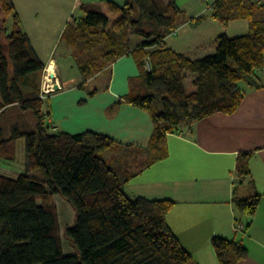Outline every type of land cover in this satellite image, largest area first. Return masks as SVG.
Segmentation results:
<instances>
[{"label": "trees", "instance_id": "trees-1", "mask_svg": "<svg viewBox=\"0 0 264 264\" xmlns=\"http://www.w3.org/2000/svg\"><path fill=\"white\" fill-rule=\"evenodd\" d=\"M0 114L12 105L36 119L34 128H13L0 139V157L14 161L24 140L25 172L0 174V264H199L184 248L167 222L170 199L129 196L123 185L132 178L129 150L107 158L121 145L110 137L85 131H49L45 98L39 80L46 68L23 29L12 0H0ZM212 17L222 26L248 20L246 34L220 35L215 51L201 58L175 52L164 40L175 33L183 11L177 0H111L81 3L61 35L84 76L132 53L139 76L131 80L124 101L147 110L154 123L143 169L169 154L167 137L189 131L216 112L233 113L247 90L264 87V9L249 0H215ZM200 20L201 17H198ZM149 64L150 68H147ZM191 74L195 89L187 92ZM123 100H119L120 103ZM128 148V146L126 147ZM251 152L237 159L239 182L250 175ZM41 170L43 177L35 175ZM66 199L75 220L61 233L54 196ZM262 194L233 196L244 233L257 212ZM62 237L76 249L65 253ZM211 246L219 264H236L248 255L241 239L214 236Z\"/></svg>", "mask_w": 264, "mask_h": 264}, {"label": "crops", "instance_id": "crops-1", "mask_svg": "<svg viewBox=\"0 0 264 264\" xmlns=\"http://www.w3.org/2000/svg\"><path fill=\"white\" fill-rule=\"evenodd\" d=\"M89 1L96 0H12L36 53L46 68L53 64L54 83L59 88L45 97L49 131L100 133L120 144L123 153H131L145 148L154 130L150 113L123 99L130 92L131 80L140 74L134 56L123 55L107 62L101 71L84 76L61 41L70 16ZM111 1L123 5L127 0ZM249 1L264 9V0ZM214 2L177 0L184 15L164 43L175 52L201 58L215 51L220 35L236 37L248 32L244 18L222 26L212 17ZM260 78L264 84V69ZM167 148L166 158L141 170L137 158L131 157L133 176L124 183L125 192L132 197L174 201L167 222L197 263L219 264L211 238L221 236L241 239L246 247L247 257L236 264H264V87L248 89L233 113L216 112L197 121L190 131L181 128L179 133L169 134ZM117 150L104 155L115 157ZM242 152L252 153L250 175L239 182L236 166ZM19 159L24 162L17 146L15 160ZM254 191L262 194L257 212L251 225L239 234L232 198L250 196Z\"/></svg>", "mask_w": 264, "mask_h": 264}, {"label": "rangeland", "instance_id": "rangeland-1", "mask_svg": "<svg viewBox=\"0 0 264 264\" xmlns=\"http://www.w3.org/2000/svg\"><path fill=\"white\" fill-rule=\"evenodd\" d=\"M2 18H4V14L1 10V5H0V26H1V21ZM47 70L49 71L48 67ZM45 71V70H44ZM54 72V71H53ZM46 73L43 72V75L41 76L40 80H39V84L42 88V85L44 84V74ZM55 73V72H54ZM52 85L54 86V79L52 77ZM194 77L189 74L188 78L185 81V86H186V90L187 92H191L195 89L192 81H193ZM4 112H2L0 114V139L3 138H8L11 136L12 134V130L13 128L17 127L18 129L24 130L26 129V127H28L29 129L34 128L35 124H36V119L35 116L33 115V113L31 111H26L25 113H23V111L19 108L18 105H12L9 108L3 110ZM24 140L21 139L18 142V157H22V160L24 158ZM117 152L120 154L122 153L121 149H118ZM99 154H101L102 156L105 154V152H99ZM130 156H135L137 158V164L138 162L141 160V158H143V153L139 152L138 150H134L133 152L130 153ZM139 160V161H138ZM24 161V160H23ZM26 171V167L24 162L22 163V161L19 160H14V161H9V160H5L2 159L0 157V174L4 173L7 174L9 176H16L18 173L20 172H25ZM35 175H38L39 177H43L44 174L42 173L41 170H37L34 171ZM54 202L57 205L58 208V213H59V220H60V226H61V233L62 235L64 234V229L67 225H72L74 223L75 220V210L74 208L71 206V204L64 199L62 196L60 195H55L54 196ZM242 232H239V234ZM62 241H63V249L65 253H73L76 252V249L74 247H72L68 240L64 237H62Z\"/></svg>", "mask_w": 264, "mask_h": 264}, {"label": "built area", "instance_id": "built-area-1", "mask_svg": "<svg viewBox=\"0 0 264 264\" xmlns=\"http://www.w3.org/2000/svg\"><path fill=\"white\" fill-rule=\"evenodd\" d=\"M147 68H150L149 64H147ZM46 73L44 74L43 80H44V84L42 85L41 88V92H40V97L41 98H45L46 95L53 90V85H52V77L50 76V71L47 70V68H45ZM44 71V72H45ZM244 228V224L243 223H238L237 225H235V230L237 231H242Z\"/></svg>", "mask_w": 264, "mask_h": 264}, {"label": "water", "instance_id": "water-1", "mask_svg": "<svg viewBox=\"0 0 264 264\" xmlns=\"http://www.w3.org/2000/svg\"><path fill=\"white\" fill-rule=\"evenodd\" d=\"M50 76L53 77V78H55V73L52 71V72L50 73ZM58 88H59L58 84L55 83L54 86H53V90H56V89H58Z\"/></svg>", "mask_w": 264, "mask_h": 264}, {"label": "bare ground", "instance_id": "bare-ground-1", "mask_svg": "<svg viewBox=\"0 0 264 264\" xmlns=\"http://www.w3.org/2000/svg\"><path fill=\"white\" fill-rule=\"evenodd\" d=\"M48 69H49L50 72H52L53 71V64H51L50 66H48Z\"/></svg>", "mask_w": 264, "mask_h": 264}]
</instances>
